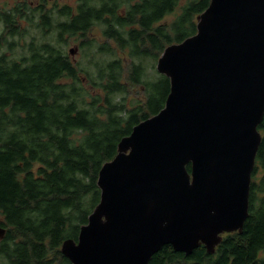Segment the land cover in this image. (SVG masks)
Wrapping results in <instances>:
<instances>
[{"label": "trees", "instance_id": "1", "mask_svg": "<svg viewBox=\"0 0 264 264\" xmlns=\"http://www.w3.org/2000/svg\"><path fill=\"white\" fill-rule=\"evenodd\" d=\"M210 1L87 3L58 32L86 33L93 22L105 25L104 42L84 43L88 50L117 52L95 63V79L87 77L100 90L95 94L82 82L85 68L60 47L29 43V55L14 57L1 51L0 39V264H73L61 246L67 238L78 239L100 202L102 166L135 125L165 106L170 79L159 72L147 78L146 60L158 62L168 45L194 35ZM171 12L175 17L162 23ZM133 87L141 98L127 95ZM259 129L263 137L243 231L225 233L214 253L201 245L186 255L165 245L149 264H264V173L256 177L264 171V119Z\"/></svg>", "mask_w": 264, "mask_h": 264}, {"label": "water", "instance_id": "2", "mask_svg": "<svg viewBox=\"0 0 264 264\" xmlns=\"http://www.w3.org/2000/svg\"><path fill=\"white\" fill-rule=\"evenodd\" d=\"M157 70L170 79L165 106L102 166L100 202L61 246L73 264H149L165 245L214 253L243 231L263 137L264 0H211Z\"/></svg>", "mask_w": 264, "mask_h": 264}, {"label": "flooded vegetation", "instance_id": "3", "mask_svg": "<svg viewBox=\"0 0 264 264\" xmlns=\"http://www.w3.org/2000/svg\"><path fill=\"white\" fill-rule=\"evenodd\" d=\"M96 1H97L96 6L98 7V5L100 4L99 3L100 0H74L73 1L74 4L68 3L67 0H37V3L35 5H31L29 0H28L29 3L26 2V0H19L17 4H14V6H10L11 3L9 4V1H6V5L9 8H5L4 11H0V22L3 26V30L0 35V39H2L1 48H3L5 44L9 45L8 43H5L6 39L13 40V42L15 43L14 48H16L19 42L15 41V39L11 37H18L20 41L26 34H28L26 30L23 29V27H25L26 25L37 26V28H42V30L45 31L49 30L50 35L52 33V30H56L58 34L59 33L58 31L61 30L62 25L68 24L75 17H77L81 13V11L85 7H87L86 6L87 3L89 5H95L94 3ZM99 27L103 28L105 27V25L100 22H95V23L93 22L91 23L90 30L93 31L94 29ZM87 34L88 32L86 33L81 32L77 34L71 33L69 36L74 35V36L82 37V36H86ZM65 35L64 33L59 34V38L64 39ZM95 39L96 38L94 37V38H86V41L81 40L77 44V46L73 48V52L71 51V49L68 51L69 52L68 55L70 56V58L73 60H78L73 58V56L75 57L80 53V49L82 48V45H84L85 42L88 43L89 41H95ZM31 43L36 44L34 40H31L30 44ZM46 43H50L53 45V42L51 41H47ZM7 53L10 52L8 51ZM260 131L262 133V130Z\"/></svg>", "mask_w": 264, "mask_h": 264}, {"label": "rangeland", "instance_id": "4", "mask_svg": "<svg viewBox=\"0 0 264 264\" xmlns=\"http://www.w3.org/2000/svg\"><path fill=\"white\" fill-rule=\"evenodd\" d=\"M6 1H9L10 6H14V4H17L19 2V0H0V11H4L5 8H9L6 5ZM14 1V2H13ZM31 5H35L37 3V0H29ZM74 0H67L68 3L70 4H74L73 2ZM184 1V0H182ZM26 2H28V0H26ZM29 3V2H28ZM97 1L94 3L96 6ZM176 12H171L170 14L166 15L164 17V19L161 21L162 23H166L171 21L174 17H175ZM23 27V26H22ZM30 27V28H29ZM104 28V27H103ZM103 28L99 27L94 29L93 31L90 30L87 34V36H82L84 38H82L81 36H74L71 35L69 36L71 33H64L65 38H59V33L57 34L56 30H52V33L50 35V31L49 30H42V28H37V26H25L23 27V29L26 30V32L28 34H26L20 41L18 39V37H11L13 39H15V41L19 42V44L17 45L16 48L12 49L10 48L9 45L5 44V46L3 48H1L2 52H10L13 53L14 57H19V56H25V55H29L30 51L28 48V45L30 43L31 40H34L35 43L38 44H42L44 42L47 41H51L53 42V45H56L58 47H60L62 50H64L65 52H68L70 49H73L74 47L77 46V44L81 41V40H85L86 38H96L99 42H104L106 39L103 35ZM3 30V26L0 22V35L2 33ZM69 36V37H68ZM34 38V39H33ZM67 39V41H66ZM9 41H13L10 40ZM23 46H22V44ZM114 47H116L115 43L112 42ZM82 50V51H81ZM9 53V54H10ZM69 53V52H68ZM123 53V52H122ZM117 54V52H116ZM114 52H99V51H92V50H88L86 48H84V45H82V48L80 49V53L77 56H73V58L78 59V60H73L74 63H79L81 64V67L85 68V72L80 73L81 74V78H82V82L84 83V85L87 86V88L89 90H91V92L93 94H95L96 92H100L99 89H94L93 87L97 88L96 86L91 87V85L89 84V80L87 79L88 76H92L94 79L97 76V64L95 65V63H102V62H106L108 60H110L111 58H113L116 55ZM122 58V54L120 55ZM123 59H125V61L129 62L130 59L126 56H123ZM152 63H153V67H152ZM146 64L147 65V70H146V75L147 78L149 79H155L156 76H159L158 70H157V62H154V60L149 59L146 60ZM161 74V73H160ZM131 93V94H130ZM130 96H134V97H142V92H138V90L133 87L132 90H129V92L127 93V95ZM120 96V95H118ZM118 96L116 98V100H118ZM264 173V171L262 169H260L257 173V179L259 180L261 175ZM5 235V232L0 233V239H2Z\"/></svg>", "mask_w": 264, "mask_h": 264}]
</instances>
